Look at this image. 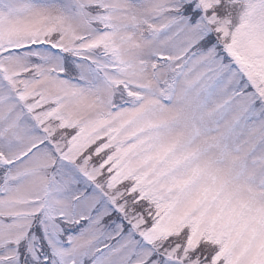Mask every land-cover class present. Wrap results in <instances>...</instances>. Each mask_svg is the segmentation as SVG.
<instances>
[{"label": "snow or ice", "instance_id": "6c2138e0", "mask_svg": "<svg viewBox=\"0 0 264 264\" xmlns=\"http://www.w3.org/2000/svg\"><path fill=\"white\" fill-rule=\"evenodd\" d=\"M0 264H264V0H0Z\"/></svg>", "mask_w": 264, "mask_h": 264}]
</instances>
